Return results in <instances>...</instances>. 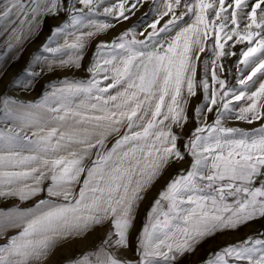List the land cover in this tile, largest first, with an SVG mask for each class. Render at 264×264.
Masks as SVG:
<instances>
[{
  "label": "snow or ice",
  "instance_id": "6c2138e0",
  "mask_svg": "<svg viewBox=\"0 0 264 264\" xmlns=\"http://www.w3.org/2000/svg\"><path fill=\"white\" fill-rule=\"evenodd\" d=\"M104 3L68 0L67 9L64 0L0 3V26L12 25L9 50L33 35L44 16L69 14L42 46L48 55L37 56L40 72L25 70V89L45 68L81 67L89 41L115 26L93 18ZM145 4L148 11L135 24L96 45L90 79L53 82L36 103L4 100L3 119L12 124L0 131V197L23 202L47 195L31 208L0 213L21 229L0 246V264H42L57 245L105 223L110 228L99 248L71 264H129L115 250L127 246L144 193L185 156L191 165L167 183L148 212L136 264H174L177 254L192 252L218 230L264 217V124L225 126L233 119L264 120V0H116L103 14L124 22ZM237 45L238 53L229 50ZM201 54L205 72L198 80ZM229 56L238 57L234 84L221 76L233 73L223 63ZM200 89L197 127L182 151L173 128L187 122ZM235 102L243 106L237 110ZM205 109L216 113L211 124ZM230 258L264 264V240L228 245L205 264H229Z\"/></svg>",
  "mask_w": 264,
  "mask_h": 264
},
{
  "label": "rangeland",
  "instance_id": "374dc122",
  "mask_svg": "<svg viewBox=\"0 0 264 264\" xmlns=\"http://www.w3.org/2000/svg\"><path fill=\"white\" fill-rule=\"evenodd\" d=\"M116 0H105V3H108L110 6L111 3H115ZM252 3L255 0H251ZM0 3H3V0H0ZM68 0H64V8L67 9ZM149 7V6H148ZM148 7L144 10L143 14L148 11ZM63 14V18H53L52 14H48L44 16L41 20L39 29L31 36L26 37L28 40L23 41L18 46L14 47L12 50H9L6 45V41L9 38V34L11 32L12 25L5 24L0 26V98H12L19 102L21 98H27L29 102H37L36 98H41L45 95V93H50L52 91L53 82L63 80L64 78H68L69 80H84L83 73H76L74 71H70L72 68H54L52 71H48L47 68L41 72V74L36 77L31 84V87L25 89L22 85L27 81L28 77L26 74V69H30L32 71L40 72L41 66L40 64L35 63L37 56H45L47 53L42 51V46L48 40V37L52 34V30L54 27L58 25H62L64 22L68 21V12L66 10L61 11ZM142 14H138L141 18ZM214 15V14H213ZM139 18V19H140ZM15 19V18H13ZM47 24V25H45ZM43 28H47L44 32H42ZM31 40H38V44L31 43ZM29 41V50L27 52V42ZM15 44V40L12 41ZM63 43V39L59 41ZM111 42V41H110ZM99 43V42H98ZM97 43V44H98ZM95 44V48L96 45ZM32 46V47H31ZM55 47L56 45H51ZM230 51L239 52L240 46L237 45L234 48L230 47ZM208 59H211L210 53L208 54ZM238 57L229 56L226 60L223 61L225 68H233V73L231 76H228L227 73H222V78H226L230 80L233 84L235 83V71L234 66L236 65ZM91 60L93 58H86L83 56L81 61V68L85 69L89 67L91 64ZM204 64V54H201V60L198 65ZM210 65V64H209ZM10 69V72L8 69ZM7 70V72H5ZM60 85H57L59 87ZM252 91L255 88L251 89ZM204 93L203 90L200 89L197 95L191 98L188 111H187V122L184 123L183 127H174L173 131L178 135V146L183 151L185 142L191 136L193 130L197 127L196 119L193 115L194 109L197 104H200L203 101ZM77 103L79 101H76ZM4 103V102H3ZM236 103V108L241 105L239 102ZM4 109V104L0 105V124L4 125L5 120L3 119V113L1 114V110ZM205 113L207 114V123L211 124L215 118V111L208 113L207 109H205ZM264 124V120L253 122L252 124H248L244 121H235L228 120L225 122V126L227 127H239L242 129L250 130L254 128H258ZM115 142V137L109 139L107 143V147L111 148V145ZM95 157L93 156V159ZM192 157L185 156V159L182 161H174L169 164V166L164 170V172L156 179V181L151 185V187L144 193L143 199L140 201L137 209L139 210L140 215V230L134 234L129 232L127 245L129 246L126 249L120 248L116 251L118 257L129 264H136L139 259V255L137 252L138 246V237L140 236L141 230L143 229L147 218L148 212L152 208L153 202L159 196V193L165 189L167 183L174 177H176L181 170H187L191 165ZM202 186V185H201ZM136 209V210H137ZM107 229L110 228V224H107ZM248 237H253L255 239L264 240V217L257 216L251 221H248L235 229H224L218 230L213 235L203 239L192 252H186L183 255L177 254V258L174 264H205L208 261L212 254L220 251L221 249L227 247L228 245H234L239 242L246 240ZM99 240L95 246L87 248L80 252L77 258H80L88 253L95 252L103 241ZM161 259L162 258H158ZM229 264H246V262H237L234 258H230Z\"/></svg>",
  "mask_w": 264,
  "mask_h": 264
},
{
  "label": "crops",
  "instance_id": "0c3cea01",
  "mask_svg": "<svg viewBox=\"0 0 264 264\" xmlns=\"http://www.w3.org/2000/svg\"><path fill=\"white\" fill-rule=\"evenodd\" d=\"M108 3H104L103 7H107ZM148 4H145L143 7H141L138 11H136L135 15L131 16V19L128 21L124 22H117L115 19L106 17L103 14V7L100 8L99 10V15L93 17L94 19H98L103 22L111 23L114 24L115 26L112 28L107 29L105 32L99 34L97 37H94L91 39L87 45V48L85 49L84 56L86 58H94L93 54L96 52V48L94 47L95 44H97L100 41H106L110 42L112 41L115 37L119 36V34L126 29L130 28L133 24L139 20L138 14H142L144 10L148 7ZM77 7H81L80 5H77ZM62 12L60 11L58 15H53V18H63ZM141 15V17H142ZM194 17L189 16L186 18L187 23H191ZM151 20L149 19V23ZM47 25V24H45ZM146 26V25H145ZM47 28H43L42 32H44ZM87 30V29H86ZM138 30L142 31V28H139ZM27 41L28 39L25 38L23 41ZM33 43L32 46H34L35 43L38 44V40H31ZM31 46V47H32ZM27 52L29 50V41L27 42ZM211 55V54H210ZM92 62V60H91ZM70 71H74V74L76 73H83L84 74V80L90 79V74L88 73L87 68H76V67H71ZM8 71L10 72V69L7 68ZM7 72V70H5ZM205 72V65H198L197 68V79H201L203 77V74ZM209 81H211V75H210V65H209ZM258 86V85H257ZM5 99H12V98H0V105H3ZM29 99L27 98H21L19 100L20 103L23 104H28ZM35 101H40L39 98H36ZM36 103V102H34ZM3 113V110H1V114ZM12 122L11 121H6L4 125L0 124V131H6V129L11 126ZM54 126V125H53ZM35 131V129H33ZM31 134V133H29ZM89 165L91 161L88 162ZM83 182V177H81L80 183L82 184ZM47 186V183L45 184V187ZM259 186V185H257ZM76 191H79V186L76 187ZM47 193H42L41 195L34 197L32 199L26 200L21 202L18 198L16 197H0V213L8 214L9 210H14L17 207L20 208H31L35 205L37 200L44 199L46 197ZM231 202V201H229ZM107 224L105 223L102 226H96L93 229H91L85 236L79 237V238H73L70 240H67L63 242L60 245H57L55 249L51 252V254L47 257L46 260L42 262V264H71L72 261L78 259L77 256L80 252L83 250L95 246V244L98 243L99 240L103 241L107 232L109 229H107ZM21 229L19 227L13 226L11 223L8 222L7 220V215L5 216H0V246L6 245L9 243V240L11 237H14L18 235L19 231ZM140 230V215H139V210H136L135 213V219H134V225L130 230L131 234H134ZM100 241V242H101ZM129 246L127 245L126 247H123V249L128 248Z\"/></svg>",
  "mask_w": 264,
  "mask_h": 264
},
{
  "label": "built area",
  "instance_id": "2783aa9c",
  "mask_svg": "<svg viewBox=\"0 0 264 264\" xmlns=\"http://www.w3.org/2000/svg\"><path fill=\"white\" fill-rule=\"evenodd\" d=\"M257 185H259V181H257L256 184H255L254 186H257ZM93 259H94V257H93Z\"/></svg>",
  "mask_w": 264,
  "mask_h": 264
}]
</instances>
